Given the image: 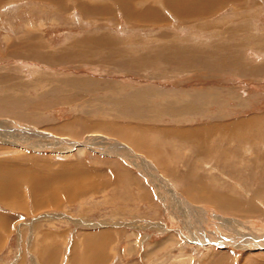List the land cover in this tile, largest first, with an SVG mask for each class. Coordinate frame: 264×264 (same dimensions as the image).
<instances>
[{"label": "rangeland", "instance_id": "obj_1", "mask_svg": "<svg viewBox=\"0 0 264 264\" xmlns=\"http://www.w3.org/2000/svg\"><path fill=\"white\" fill-rule=\"evenodd\" d=\"M79 3L0 2V264H264V0Z\"/></svg>", "mask_w": 264, "mask_h": 264}, {"label": "bare ground", "instance_id": "obj_2", "mask_svg": "<svg viewBox=\"0 0 264 264\" xmlns=\"http://www.w3.org/2000/svg\"><path fill=\"white\" fill-rule=\"evenodd\" d=\"M2 0H0V2H1ZM178 1H180V2H178ZM176 0V1H174V2H171L170 3V6L169 7H171V8H173V9H176L177 11H178V13L180 14V16H181V18L183 19V18H187V17H194V16H198V15H202V14H207V12H209V11H214V8L215 7H217L218 6V4L220 5L221 3H223L224 4V2H225V0H206V3L203 1V0ZM212 1V2H211ZM234 1H238V0H234ZM187 2H188V4L189 5H191V8H188V5H187ZM186 8H188V9H190V12H187V11H185V9ZM108 11V12H107ZM99 13H100V10H99ZM98 13V14H99ZM106 13H110L109 12V10L107 9V8H105L102 12H101V14L102 15H106V16H110L109 14H106ZM126 14H127V11H126ZM111 15H112V13H111ZM133 17V14L131 15V18ZM138 17H140V18H143V19H146V17H147V14L146 13H143V14H138ZM134 18V17H133ZM42 27V24H39L37 27H34L33 25H26L25 26V33H29V32H31V31H36V30H38L39 28H41ZM27 39H29V40H27ZM7 40V39H6ZM19 42H21V43H23V44H20V46H19V48L18 49H15L14 48V50L15 51H13V50H9L8 52H9V55H10V53H11V55H12V52H18V51H24V50H28V51H25V52H31V51H33V49H35L36 47H37V45L36 44H34V41H33V38H31L30 36L28 37H24V39H22V41H19ZM24 42H25V44H24ZM15 44V43H14ZM18 44V43H17ZM16 46V45H15ZM14 46V47H15ZM77 46V45H76ZM78 46H80V45H78ZM73 46H71L70 48H72ZM8 49H10V47L8 48ZM11 49H13V47L11 48ZM74 49V48H73ZM77 49L78 50H80L78 47H77ZM76 49V50H77ZM75 50V51H76ZM83 50V49H82ZM84 51V50H83ZM82 52V51H81ZM24 54H26V53H24ZM229 125V124H228ZM242 125V124H241ZM213 126V127H212ZM211 127H206V129L205 130H207V131H211V130H214L215 129V131H217L219 128H221V129H223V130H218V131H220V133L221 132H223V134L225 135L226 133L227 134H229V135H231L230 134V130H231V126L229 127V126H227V125H221V126H216V125H212ZM209 128H211V129H209ZM214 128V129H213ZM227 128H228V130H227ZM198 130L199 129H197L196 130V132H198ZM194 131V130H193ZM200 131V130H199ZM228 131V132H227ZM206 133V132H205ZM245 133V132H244ZM240 136V135H239ZM91 137L92 136H90V138H88V140L89 141H93V140H97L96 138H93V139H91ZM198 137V136H197ZM200 138V137H199ZM238 139V138H237ZM87 140V141H88ZM110 142H113V141H110ZM116 142H114V145H112V146H108L109 148H107V149H109V150H106L105 149V151L106 152H112V151H114V147L115 146H117V148L116 149H119L120 151H124V152H126L125 151V149L122 147H119L117 144H115ZM94 145H91L94 149H97V147L95 146V145H97V142L96 143H93ZM84 145H86V143H80V144H76L75 145V150L76 151H78V152H81L83 149H84ZM127 146V145H126ZM107 147V146H106ZM101 148V149H100ZM99 149L100 150H102V147H100ZM115 149V150H116ZM98 150V149H97ZM119 151V152H120ZM113 153H115V152H113ZM130 153V152H129ZM122 153H118V156H122L121 155ZM132 154V153H131ZM117 155V154H116ZM122 157H124V156H122ZM134 157V156H133ZM126 161L128 162V163H134V161L133 160H131V159H126ZM137 161V160H136ZM139 161H141V160H139ZM142 162V161H141ZM6 175H8V174H4V176H6ZM9 176V175H8ZM5 178V177H4ZM6 179H8V178H6ZM7 181H9V180H7ZM59 181H61V180H59ZM12 182V181H11ZM9 183V182H8ZM46 183V182H45ZM44 182H43V185L45 184ZM79 183V182H78ZM41 184V183H40ZM40 184L38 183V184H36V189L34 188V190H33V188H32V191H33V193L35 194V192H36V194L38 195V192H43L42 194L43 195H46V198H47V202L49 203V202H52V201H54V199H53V197H52V195L51 196H49L52 192H48V191H46L45 190V188H44V191H43V187H42V185L40 186ZM9 185V184H8ZM86 185V182L85 183H83V184H80L79 186L77 185V183H75V186H74V189H71V190H69V191H67V189H65L64 190V192L67 194L68 192V198H71L72 197V195H74V193H77L78 191H80L81 189H82V187L83 188H86L87 187V185ZM7 186V185H6ZM67 187V186H66ZM65 186H63V188H66ZM47 188V187H46ZM158 191V190H157ZM44 192L46 193V194H44ZM83 193V192H82ZM65 194V195H66ZM60 197V196H59ZM42 198H45V197H42ZM66 198H67V196H66ZM40 199H41V197H40ZM39 198H36V201H37V203L39 204V203H41L42 204V202H38L39 200H40ZM64 200V199H63ZM45 201V200H44ZM45 204V203H44ZM228 222V220H226L225 221V223H227ZM95 239V238H94ZM97 239V238H96ZM96 239L95 240H89V242L88 241H86V242H88V243H86V244H83V245H85L84 246V250H83V252L81 253V252H78L79 254H73V257H75V262L77 263V262H79V260L77 259V257H80V255L82 256V257H89V256H91L92 255V257H96V256H98V253H99V250L97 249V246H96ZM91 241V242H90ZM171 241V238H169V239H166V241L164 240L162 243H160V246H156V247H162L163 246V248L167 245V244H169V243H171L170 242ZM222 242V241H221ZM257 243V242H256ZM255 243V244H256ZM250 244V243H249ZM237 247H238V245H236ZM254 246V245H253ZM252 245H250V246H246V248L245 249H249L250 247H253ZM260 247V245L259 244H257V247ZM155 247V246H154ZM153 247V248H154ZM82 251V250H81ZM78 260V261H77Z\"/></svg>", "mask_w": 264, "mask_h": 264}, {"label": "crops", "instance_id": "obj_3", "mask_svg": "<svg viewBox=\"0 0 264 264\" xmlns=\"http://www.w3.org/2000/svg\"><path fill=\"white\" fill-rule=\"evenodd\" d=\"M3 1V0H2ZM50 1H52L53 3H57V1L58 0H50ZM79 1L80 0H74V2L78 5V7H81L82 6V4L81 3H79ZM133 1V0H132ZM167 1H169V5H170V3L171 2H174V1H176V0H164V3L165 4H167ZM178 1V0H177ZM225 1H227V0H225ZM229 2L230 1H234V0H228ZM204 2L206 3V0H204ZM212 2V1H211ZM117 5V4H116ZM84 7H86V5H84ZM216 8V7H215ZM170 10L174 13V15L176 14V16H178V17H181L180 16V14L178 13V11L176 10V9H173V8H171L170 7ZM137 22V21H136ZM10 196V195H9ZM8 197V196H7ZM0 216H4V215H1L0 214ZM6 217V216H5ZM8 217H6V219H7ZM9 219V218H8Z\"/></svg>", "mask_w": 264, "mask_h": 264}]
</instances>
